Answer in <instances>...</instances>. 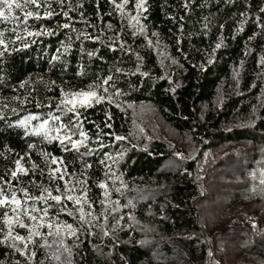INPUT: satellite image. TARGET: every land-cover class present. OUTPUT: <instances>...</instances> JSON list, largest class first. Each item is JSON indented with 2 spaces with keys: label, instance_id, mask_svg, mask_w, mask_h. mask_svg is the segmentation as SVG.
<instances>
[{
  "label": "trees",
  "instance_id": "obj_1",
  "mask_svg": "<svg viewBox=\"0 0 264 264\" xmlns=\"http://www.w3.org/2000/svg\"><path fill=\"white\" fill-rule=\"evenodd\" d=\"M37 3L0 22V199L15 193L22 205L0 207V264H213L207 244L216 242L228 254L246 236L211 233L207 183L183 172L181 160L168 167L174 153L136 137L130 114L152 105L205 150L264 147V0ZM83 92L103 99L81 106ZM208 164L192 176H213ZM246 173L262 181L264 165L249 162ZM253 194L264 197V185ZM8 218L13 237L39 233L27 249L5 239ZM251 237L234 255L264 261V233Z\"/></svg>",
  "mask_w": 264,
  "mask_h": 264
},
{
  "label": "rangeland",
  "instance_id": "obj_2",
  "mask_svg": "<svg viewBox=\"0 0 264 264\" xmlns=\"http://www.w3.org/2000/svg\"><path fill=\"white\" fill-rule=\"evenodd\" d=\"M130 115L132 129L136 137L142 140L147 139L150 145L156 140L165 142L174 153L172 163L166 164L168 167H179L178 163L181 160L180 168L185 173L192 171V175L194 174L193 167L197 164L202 165L205 161L210 163L208 164L210 170L212 166L217 167L214 169L215 174L212 171L213 176H208L206 172H201L197 178L195 175L190 176L193 180L197 179L202 183H207L203 186V192L211 196L212 200L210 202L212 203L210 205L212 207H209L212 209L210 215H207L204 220L212 234L214 232L219 233L218 231L224 229L236 228L237 233L243 234L246 239L240 238L233 245L242 247L241 249L244 250L243 246L249 245V240H251L254 233H264V197L263 195L253 194V186L259 185L262 187L264 184L261 183L260 178L254 180V176H248L246 173L247 163L249 162H258L264 165L263 146L250 149V142H242L240 144H215L205 150L202 148L201 142L191 132H178L171 128L170 124L165 123L159 117L157 109L152 105L132 106ZM236 154H239V156H236ZM241 156L243 158H240ZM200 171H203V169H200ZM204 175L206 178L202 180ZM214 176L219 178L222 183L212 184L216 181ZM232 182H238L239 188L232 186ZM208 184L211 185L209 191ZM223 200L225 204H230L229 209L224 210L226 205L222 204ZM214 224H217V226L214 227ZM235 224L238 227H234ZM206 232L208 233V229L201 231L202 234ZM216 235L219 236L220 234ZM161 239L166 241L167 237L163 235ZM203 241L207 244L208 238L205 236ZM207 245L211 251L217 253L216 260H210V263L264 264L262 259L253 255L246 256L244 253L238 255L237 251L235 256L233 253L235 247L229 250L230 254L221 252L226 251L222 247L224 246L223 242L214 243L212 249L209 243Z\"/></svg>",
  "mask_w": 264,
  "mask_h": 264
},
{
  "label": "snow or ice",
  "instance_id": "obj_3",
  "mask_svg": "<svg viewBox=\"0 0 264 264\" xmlns=\"http://www.w3.org/2000/svg\"><path fill=\"white\" fill-rule=\"evenodd\" d=\"M128 0H124V3H127ZM144 2L145 0H137V4H136V7L139 8V9H143V6H144ZM28 5H36L37 7H39V4L37 3V0H23V2H21V0H0V22H3V21H8L9 19H19V17H13L12 16V13H13V10L14 9H20L23 11L24 8H26ZM118 8H122V5H116ZM48 16H51L52 13H48L47 14ZM66 15V14H65ZM35 16V18L39 19V14L38 13H33L31 11L29 12H26L25 13V17H33ZM133 19H136L135 17H133ZM64 27H68L67 24L64 25ZM50 34V33H49ZM0 35H2V33H0ZM29 35H32V33H29ZM4 41L2 39H0V45H3ZM217 47H219V45H217ZM2 54V53H0ZM78 97H80V101L79 103L81 104V106H85L86 104H89L90 105V102L93 98H95L96 102L99 103L101 99H103L102 97H97L96 96V93L94 92H83V93H78L77 94ZM69 103H71V101H69ZM75 107V105H74ZM73 109H69V111H72ZM23 123V122H21ZM41 127H43V125H41ZM38 134V133H37ZM81 135H84V133H80ZM66 139L70 140L71 141V137H66ZM117 139H121L120 137H117ZM63 142V141H61ZM72 147L73 148H76L77 146V143H82V141H72ZM55 162V160L53 161ZM17 165L19 167V161L17 162ZM21 171H24V169H20ZM12 176L15 177L16 176V172H13L12 173ZM262 184H264V180L261 181ZM100 187H105V185L101 184ZM3 194V190L0 189V195ZM68 199H72L71 196L67 197ZM53 200H56L57 202L60 201V197L59 196H53L52 197ZM76 203H80L79 200L76 201ZM9 204H15L16 207L13 208V211L16 212L18 211L19 209H21L22 205H21V201L18 200L16 198V195L15 193L12 194L11 196V199L9 200L6 196L2 199H0V207H5L6 205H9ZM5 216H7V213H4ZM31 219L35 220L36 218L35 217H31ZM19 226L20 227H27L25 224H23L22 222H19ZM6 223L8 224L9 226V231L5 237V239H8V238H11L13 239L14 241H19V242H22L24 243V247L25 249H27V245L28 243H31V237L32 235H39L38 232H32L30 230V235L29 237L25 238L23 236H19V235H16V236H12V231H11V225L13 223L12 219L11 218H8L6 220ZM68 228L71 229V225H68ZM13 247H16L15 244L12 245ZM34 255V253H33Z\"/></svg>",
  "mask_w": 264,
  "mask_h": 264
},
{
  "label": "water",
  "instance_id": "obj_4",
  "mask_svg": "<svg viewBox=\"0 0 264 264\" xmlns=\"http://www.w3.org/2000/svg\"><path fill=\"white\" fill-rule=\"evenodd\" d=\"M189 175H190V176L192 175V171H190Z\"/></svg>",
  "mask_w": 264,
  "mask_h": 264
}]
</instances>
